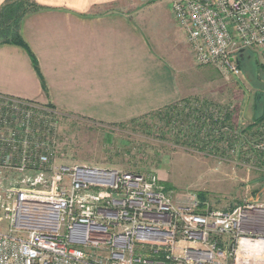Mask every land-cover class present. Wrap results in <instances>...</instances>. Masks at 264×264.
I'll return each mask as SVG.
<instances>
[{
    "label": "built area",
    "instance_id": "2783aa9c",
    "mask_svg": "<svg viewBox=\"0 0 264 264\" xmlns=\"http://www.w3.org/2000/svg\"><path fill=\"white\" fill-rule=\"evenodd\" d=\"M144 1L168 4L198 64L238 77L244 50L264 52V0ZM178 107L191 144L264 161V121L246 132L237 104ZM61 117L0 95V264H264V203L177 202L155 174L59 163Z\"/></svg>",
    "mask_w": 264,
    "mask_h": 264
},
{
    "label": "crops",
    "instance_id": "0c3cea01",
    "mask_svg": "<svg viewBox=\"0 0 264 264\" xmlns=\"http://www.w3.org/2000/svg\"><path fill=\"white\" fill-rule=\"evenodd\" d=\"M34 1L40 8L22 18L20 34L36 65L23 47L0 44V95L103 125L148 116L189 95L152 23L169 15L183 32L165 1ZM252 52L244 50L241 60ZM249 102L242 94L236 103L251 118Z\"/></svg>",
    "mask_w": 264,
    "mask_h": 264
},
{
    "label": "rangeland",
    "instance_id": "374dc122",
    "mask_svg": "<svg viewBox=\"0 0 264 264\" xmlns=\"http://www.w3.org/2000/svg\"><path fill=\"white\" fill-rule=\"evenodd\" d=\"M164 17H152V23L165 44V53L172 61L178 60V81L189 94L185 100L233 102L239 112L232 120L241 125L254 122L264 113V54L255 51L243 59L238 77L214 65L198 64L183 32L170 25L169 15L166 20ZM242 94L250 101L247 108L254 113L251 118L242 104L236 103ZM179 109L177 103L169 115L162 112L120 125L63 116L58 123L61 160L57 162L155 174L170 187L177 202L194 194L204 206L215 209H229L247 200L264 203V161L257 154L255 159L247 157L249 150L243 148L219 153L196 145V141L191 144L185 138H191V134L174 124ZM198 194L204 198L201 200ZM0 226L4 227L5 222Z\"/></svg>",
    "mask_w": 264,
    "mask_h": 264
},
{
    "label": "trees",
    "instance_id": "16d2710c",
    "mask_svg": "<svg viewBox=\"0 0 264 264\" xmlns=\"http://www.w3.org/2000/svg\"><path fill=\"white\" fill-rule=\"evenodd\" d=\"M40 6L34 0H5L0 8V44H15L23 47L31 57L32 63L36 65V59L28 49L25 41L20 34V23L22 18L28 13L37 11ZM241 56L238 59V67L241 65ZM186 101L184 98L178 100L177 102L158 110L150 115H169L170 108L177 106V103ZM51 107V106H50ZM163 112V113H162ZM167 113V114H166ZM63 117V116H62ZM146 117V116H144ZM264 118V113L261 116L255 118L250 124L246 125L245 131L248 133L253 132V128L256 126L258 121ZM133 121V120H132ZM166 189L170 187L163 183ZM199 198L202 200L204 198L203 194H198Z\"/></svg>",
    "mask_w": 264,
    "mask_h": 264
},
{
    "label": "bare ground",
    "instance_id": "6f19581e",
    "mask_svg": "<svg viewBox=\"0 0 264 264\" xmlns=\"http://www.w3.org/2000/svg\"><path fill=\"white\" fill-rule=\"evenodd\" d=\"M245 244V247H244V249H247L246 251H248L249 250V244L248 243H244ZM256 262V261H255Z\"/></svg>",
    "mask_w": 264,
    "mask_h": 264
}]
</instances>
